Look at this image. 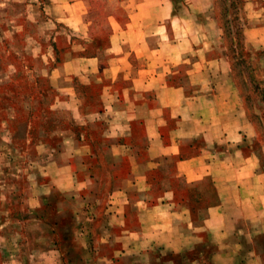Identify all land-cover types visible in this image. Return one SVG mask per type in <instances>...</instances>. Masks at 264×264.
<instances>
[{
  "label": "crops",
  "instance_id": "obj_1",
  "mask_svg": "<svg viewBox=\"0 0 264 264\" xmlns=\"http://www.w3.org/2000/svg\"><path fill=\"white\" fill-rule=\"evenodd\" d=\"M104 1L120 12L112 24L190 23L187 15L175 17L173 0ZM185 1L187 9L212 13L214 0ZM88 2L75 0L73 8ZM246 7L264 17L259 3ZM181 41L183 68L152 70L142 101L126 94L104 100L96 139L74 135L73 163L42 165L58 191L73 190L68 201L77 210L69 217L73 233L85 237L87 260L93 247L110 249L99 260L120 264H264V173L248 148L253 124L232 86L215 79L222 66L210 58L205 37ZM177 75L181 80H169ZM100 175L108 182L105 197L93 190Z\"/></svg>",
  "mask_w": 264,
  "mask_h": 264
},
{
  "label": "rangeland",
  "instance_id": "obj_2",
  "mask_svg": "<svg viewBox=\"0 0 264 264\" xmlns=\"http://www.w3.org/2000/svg\"><path fill=\"white\" fill-rule=\"evenodd\" d=\"M173 1L175 17L187 15L190 23L112 24L110 16L120 12L104 0L82 8H73L75 0H0V264H120L98 259L109 257L107 248L92 247L86 259L85 237L73 233L69 217L77 210L68 201L73 190L58 191L42 165L73 163L74 135L96 139L102 127L94 119L105 111L104 100L126 94L142 101L152 70L183 68L187 61L178 53L189 34L205 37L210 58L222 66L215 79L232 86L246 108L254 129L248 148L264 173V17L246 7L263 2L214 0L209 14ZM105 183L100 175L93 186L103 197Z\"/></svg>",
  "mask_w": 264,
  "mask_h": 264
}]
</instances>
